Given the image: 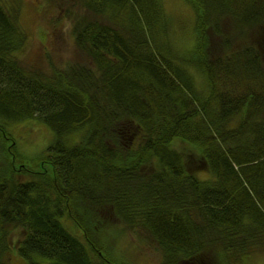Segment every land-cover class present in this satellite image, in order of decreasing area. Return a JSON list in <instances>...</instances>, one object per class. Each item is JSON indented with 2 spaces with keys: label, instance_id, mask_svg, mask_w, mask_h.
Returning <instances> with one entry per match:
<instances>
[{
  "label": "trees",
  "instance_id": "1",
  "mask_svg": "<svg viewBox=\"0 0 264 264\" xmlns=\"http://www.w3.org/2000/svg\"><path fill=\"white\" fill-rule=\"evenodd\" d=\"M185 1L191 51L162 0H71L82 59L44 72L19 59L21 0H0V264H126L125 230L160 264H264V0ZM33 119L56 138L28 158L11 129Z\"/></svg>",
  "mask_w": 264,
  "mask_h": 264
},
{
  "label": "rangeland",
  "instance_id": "2",
  "mask_svg": "<svg viewBox=\"0 0 264 264\" xmlns=\"http://www.w3.org/2000/svg\"><path fill=\"white\" fill-rule=\"evenodd\" d=\"M171 21L170 35L176 49L191 51L195 47V13L185 0H162ZM71 0H21L20 22L29 34L25 49L19 53V59L27 67L50 72L51 66L63 68L69 63L80 61L81 53L77 49L72 34V24L64 17L65 9ZM16 138L19 151L28 158L45 154L54 143L55 133L38 119L23 121L11 129ZM198 177L211 178L208 171H200ZM204 205L208 214L216 219L230 210V202L220 192L207 191ZM77 234L75 225L65 221ZM115 235V244L113 237ZM109 239L116 251L114 258L126 264H160L162 252L157 243L146 233H134L125 230L119 235L109 233ZM10 264H29L17 251H10L6 256ZM47 262L46 259H40Z\"/></svg>",
  "mask_w": 264,
  "mask_h": 264
}]
</instances>
